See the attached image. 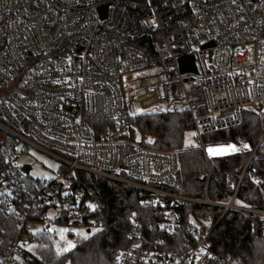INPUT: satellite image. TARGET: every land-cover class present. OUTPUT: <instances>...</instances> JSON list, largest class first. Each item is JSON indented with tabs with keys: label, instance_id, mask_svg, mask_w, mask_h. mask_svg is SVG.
<instances>
[{
	"label": "built area",
	"instance_id": "2783aa9c",
	"mask_svg": "<svg viewBox=\"0 0 264 264\" xmlns=\"http://www.w3.org/2000/svg\"><path fill=\"white\" fill-rule=\"evenodd\" d=\"M192 61L196 69L182 71ZM246 110L264 111V0H0V146L14 139L15 155L18 145L35 146L60 161L37 192L26 172L0 176V210L24 233L5 244L0 236V264H31L39 232L69 254L101 228L94 199L73 188L75 170L135 187L151 210L131 219L115 264H230L214 250L217 223L186 224L177 209L193 202L255 213L264 234V211L236 204L247 166L226 173L234 186L226 203L210 200V171L203 199L179 195L181 151L152 147L138 121L188 112L208 162L203 136L238 126ZM51 208L56 224L83 234L54 236ZM31 223L44 228L33 234Z\"/></svg>",
	"mask_w": 264,
	"mask_h": 264
},
{
	"label": "trees",
	"instance_id": "16d2710c",
	"mask_svg": "<svg viewBox=\"0 0 264 264\" xmlns=\"http://www.w3.org/2000/svg\"><path fill=\"white\" fill-rule=\"evenodd\" d=\"M188 58H192L189 56ZM182 71H194L181 62ZM143 134L153 137L152 147L161 150H180V185L173 192L184 197L201 200L205 196L207 173L210 171L208 195L211 201L226 203L234 192V186L228 181L226 173H242L247 166L240 185L236 204L264 211V111L243 112L242 122L233 128L213 132L203 136L207 144L221 145L244 143L247 148L229 156L210 157L208 162L202 150L195 146H186V134L193 132V121L188 112L142 117L138 121ZM17 142L7 140L0 146V176L15 171L26 172L23 181L27 190L39 191L41 179H36L15 163L14 150ZM258 178L260 183L255 181ZM75 192L88 194L96 202L95 216L102 223L101 228L89 235L78 237L76 246L69 254H59L49 235L39 232L38 257L31 264H115V255L125 247L133 217L149 214L151 210L141 205L139 191L125 183L104 178L91 172L75 170L71 176ZM63 187L49 194L51 206L55 197H62ZM18 208H21L19 205ZM45 211V209H43ZM177 212L184 223L197 222L202 226L216 224L212 233L215 252L230 264H264V234L260 215L213 206L185 202ZM66 222V218L60 219ZM24 235L13 216H6L0 210V236L4 244L11 239ZM86 237V238H85ZM179 250V247H172Z\"/></svg>",
	"mask_w": 264,
	"mask_h": 264
},
{
	"label": "rangeland",
	"instance_id": "374dc122",
	"mask_svg": "<svg viewBox=\"0 0 264 264\" xmlns=\"http://www.w3.org/2000/svg\"><path fill=\"white\" fill-rule=\"evenodd\" d=\"M149 139H152L148 136ZM186 146H197L198 143L195 140L194 133L189 132L186 134L185 140ZM206 152L210 157L218 158L229 155H234L247 147L244 143H230V144H221V145H212L207 144ZM209 149H213V153L210 154ZM17 150L21 151L15 156V163L21 167L25 168L32 177L36 179H46V180H55L59 175L60 171V161L53 154L41 151L38 147L28 146L24 149V145H18ZM57 211L54 208H51L47 212L48 218L54 223V236L59 240L70 239V234H83L81 228H75L72 226H63L55 223V218ZM29 228L33 234L41 231L44 228L42 223H31ZM36 241H30L27 245L28 248L33 249ZM58 245V243H57Z\"/></svg>",
	"mask_w": 264,
	"mask_h": 264
},
{
	"label": "water",
	"instance_id": "95a60500",
	"mask_svg": "<svg viewBox=\"0 0 264 264\" xmlns=\"http://www.w3.org/2000/svg\"><path fill=\"white\" fill-rule=\"evenodd\" d=\"M181 180V176H179V181ZM24 238H26V239H29V240H31L32 239V237L31 236H24Z\"/></svg>",
	"mask_w": 264,
	"mask_h": 264
},
{
	"label": "snow or ice",
	"instance_id": "6c2138e0",
	"mask_svg": "<svg viewBox=\"0 0 264 264\" xmlns=\"http://www.w3.org/2000/svg\"><path fill=\"white\" fill-rule=\"evenodd\" d=\"M245 147H247V145H245ZM213 151H214L213 149H209L210 154L213 153ZM85 238H86V237H85ZM69 246L71 247V246H73V245L69 244Z\"/></svg>",
	"mask_w": 264,
	"mask_h": 264
}]
</instances>
